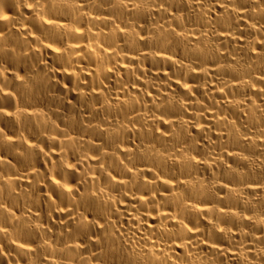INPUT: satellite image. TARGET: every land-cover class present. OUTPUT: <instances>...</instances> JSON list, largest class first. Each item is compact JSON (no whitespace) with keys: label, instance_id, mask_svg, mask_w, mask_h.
<instances>
[{"label":"clouds","instance_id":"9594fccd","mask_svg":"<svg viewBox=\"0 0 264 264\" xmlns=\"http://www.w3.org/2000/svg\"><path fill=\"white\" fill-rule=\"evenodd\" d=\"M0 264H264V0H0Z\"/></svg>","mask_w":264,"mask_h":264}]
</instances>
